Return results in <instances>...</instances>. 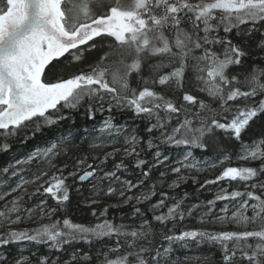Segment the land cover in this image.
Returning <instances> with one entry per match:
<instances>
[{
	"label": "snow or ice",
	"instance_id": "obj_1",
	"mask_svg": "<svg viewBox=\"0 0 264 264\" xmlns=\"http://www.w3.org/2000/svg\"><path fill=\"white\" fill-rule=\"evenodd\" d=\"M92 53L95 58L85 64ZM81 109L89 120L108 114L86 131L92 148L114 151L93 162L87 155L73 159L69 140L75 136L69 129L0 169V264H188L173 256L176 247L205 243L219 247L222 264H264V0H0V152L59 127ZM117 112L148 121L151 168L168 160L164 147L184 149L170 168L175 174L170 189L188 179L198 182L186 175L202 167L194 150L211 144L223 155L208 168L230 164L229 146L217 133L235 141L237 160L259 162L226 166L204 182H242L237 190L222 186L199 217L201 225L219 222L234 230L183 227L200 207H184L187 193L177 199L161 192L151 202L156 186L143 190L151 168L145 169L148 161L138 150L141 138L130 125L114 123ZM257 120L260 135L246 141ZM117 152L141 169L137 182L117 175L127 167L123 160L115 171L102 172L99 165ZM60 156L73 160L71 166H59ZM69 178L91 184L84 204L94 224L68 218ZM101 196L117 199L111 207L131 206V213L119 222L109 217L107 206L97 213L93 206ZM217 201L231 207L225 204L216 213ZM104 241L111 243L95 256L77 251L52 256L66 245ZM40 246L48 253L40 254Z\"/></svg>",
	"mask_w": 264,
	"mask_h": 264
},
{
	"label": "trees",
	"instance_id": "obj_2",
	"mask_svg": "<svg viewBox=\"0 0 264 264\" xmlns=\"http://www.w3.org/2000/svg\"><path fill=\"white\" fill-rule=\"evenodd\" d=\"M96 53L86 54L88 59L84 61L85 64L88 63V60L94 59ZM74 70V69H73ZM144 77H149L150 72L147 66L143 68L142 72ZM135 83V81H133ZM156 90H160L157 86ZM200 95L202 98L204 97L203 94ZM207 99V98H206ZM108 114L105 113L104 116H101L99 113L96 115L95 120H89L87 116L84 114V110L81 109L78 113H74L70 120L61 122L59 127L53 128L51 130L45 129L43 133H38L36 137L29 140L26 144L20 142L12 143V147L9 152L2 153L0 152V169L8 166L11 162L14 161L16 158H21L25 156L29 151L33 150L37 145H42L44 139H52L59 137L62 133L67 134L69 129H71L72 133L75 136V139L69 140V147L70 153L73 156V159L76 156L83 157L87 155L89 157V162L92 161V157L98 156L101 159L104 157L103 150L110 148L105 147L101 148H92L90 143L92 141V137L87 136V131L90 130L93 124L99 125L102 120ZM115 120L114 123L121 124L126 123L127 125L131 126V130L136 132L140 136V150L141 156L143 159L148 161L144 167L145 169L151 168L153 163V156L151 152L147 151V140L151 139L149 134L145 131V128L148 124V121L140 118H135L132 113L125 112V113H115ZM74 122V123H73ZM261 121L257 120L255 124L249 129V131L244 135V139L246 141H250L251 139L258 137L262 131ZM96 136H99L97 133ZM218 140L227 143L229 146V150L232 154V161L229 166H256L259 162H253L251 165L248 164H241L239 160L235 158V151L233 150V145H235V141L228 142L223 140V133H217ZM96 142H99L98 140ZM116 148H121V144H116ZM66 151L69 150L68 148L65 149ZM114 151V148L111 152ZM183 148H176V147H164L162 149V155H166L168 160L165 161L164 164L160 165L157 168H151V174L148 178L145 179V184L143 186V190L147 191V189L151 185L156 186V195L152 198L151 202H156L161 199V192L169 193L170 196L175 197L177 199L184 197V194L187 193V198L185 200L184 207L187 208L192 205H200L198 209H196L191 217H187L186 220L183 222V227L185 228H208L209 230H218L221 228H226L227 230H234L232 225H227L224 227H219L216 225L205 224L201 225L199 223V217L203 215L205 211V206L207 205V201L212 200L215 198L216 194L220 191V188L228 187L229 191L237 190L242 188L241 184L237 182H232V185H228L227 181H220L218 184H204L206 180L214 179L222 169L210 173L209 175H204L200 173V177L196 179V183L193 182L192 179H188L187 183H182L181 186L177 189H170L168 184L175 179V174L170 171V168L173 166H177V161L183 158ZM193 155L202 158V159H209L212 161L218 160L222 155L223 152L217 149L213 145H209L207 150H194ZM124 161V164L127 166L126 169L117 172V175L120 176L121 180H131L133 182H137L138 179L141 178V169H138L134 166V159L132 157H125L122 152L115 153L114 157L108 159L105 164L99 165L100 169L103 171H115V165ZM57 163L59 166H63L64 163H68L69 166L73 163V160L67 159V157L60 156L57 159ZM98 163V161L96 162ZM163 171L165 176L163 178L160 177V172ZM101 172V174H102ZM186 172V175H188ZM15 181H11L14 183ZM68 183L71 185L70 188V203L67 209L68 218H70L75 223H82L85 225L94 224L96 222V218L91 215L92 209L87 208L84 204V200L90 194L91 184L85 182L84 185L74 184L72 178H69ZM107 184V181H105ZM201 185H204L201 187ZM34 187V186H33ZM80 188V192L76 191V188ZM113 187H119L118 183H113ZM22 191V190H21ZM135 192H139L140 189H134ZM20 193H16L15 195H19ZM9 200L11 197L8 198ZM40 197H36L33 199L31 203H35ZM150 202V203H151ZM173 201L169 199L167 203L171 204ZM50 204H54L53 201L49 200ZM118 201L115 197L108 198V197H100V203L94 205L93 208L97 213L103 210L104 207L109 208V217L114 219L116 222L120 221L121 217H127L132 209L131 206H124L122 208H114L111 207L114 204H117ZM229 204L228 201H217L214 211L216 213H220V209L225 205ZM0 207H3V202L0 204ZM229 207L231 205L229 204ZM166 211V209H164ZM250 214V213H249ZM58 215H64L60 213ZM151 215V213H149ZM40 223H45L46 221H39ZM27 227H35V225L27 224ZM111 241H104L97 244L89 245L85 242L74 243L72 245H66L65 251L61 253H52L53 258L57 256L61 258H67L72 251H77L79 254L83 255L84 253H90L95 256L96 250H98L102 244H110ZM15 248H13L12 252L15 254ZM40 254H47L48 249L45 246H40L39 248ZM173 256L181 259L187 260L188 264H222V253L218 246L205 243L200 246L192 245L189 248H180L179 246L176 247V250L173 253ZM83 264V262H82Z\"/></svg>",
	"mask_w": 264,
	"mask_h": 264
},
{
	"label": "rangeland",
	"instance_id": "obj_3",
	"mask_svg": "<svg viewBox=\"0 0 264 264\" xmlns=\"http://www.w3.org/2000/svg\"><path fill=\"white\" fill-rule=\"evenodd\" d=\"M112 149H113V147H110V148H107V149L103 150L104 155L106 153H108V152H111ZM194 157H195V159L197 161L200 162V164L202 165V167H201V170L200 171H196V169L189 170L188 175L194 176L196 179L200 177V173H203L204 175H209L210 173H214V172H216V171H218L220 169H223L224 167L229 166L231 164V163L230 164L229 163H226V164H223V165H219L218 167H216L214 169H211V168H208L207 165L210 164L211 162H213L212 160L202 159V158H199V157H197L195 155H194ZM239 162L241 164H248L249 163L247 161H242V160H239ZM1 203L2 202H0V204ZM211 225H216V226H219V227H224L225 226V225L220 224L219 222H216L215 224H211Z\"/></svg>",
	"mask_w": 264,
	"mask_h": 264
}]
</instances>
